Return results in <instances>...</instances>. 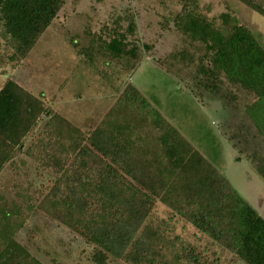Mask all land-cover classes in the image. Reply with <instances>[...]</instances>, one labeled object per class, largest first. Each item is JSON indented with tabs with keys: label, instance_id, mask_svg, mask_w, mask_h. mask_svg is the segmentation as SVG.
<instances>
[{
	"label": "trees",
	"instance_id": "trees-1",
	"mask_svg": "<svg viewBox=\"0 0 264 264\" xmlns=\"http://www.w3.org/2000/svg\"><path fill=\"white\" fill-rule=\"evenodd\" d=\"M177 1L181 9L172 19L189 43L176 57L197 62L208 89L216 91L225 76L254 93L245 111L264 137V44L230 12H222L216 23L201 11L199 0ZM243 1L264 15V6ZM66 2L0 0V21L14 48L11 59L29 54ZM134 28L130 23L114 29L108 40L99 37L110 56L107 66L113 59L133 71L143 60L141 48L151 46L129 39ZM195 44L196 49L189 47ZM87 48L77 50L94 63ZM113 88L117 97L101 119L95 123L91 117L82 125L11 77L0 87V172L24 149L39 119L48 118L25 153L56 176L38 203L29 199L27 209L38 208L80 234L94 264H109L111 258L154 264L143 229L158 202L169 209L171 228L190 224L197 244L203 238L225 248L226 264H264V215L137 86L128 81ZM23 213L0 191V264H45L18 239ZM202 256L189 250L184 258L199 264Z\"/></svg>",
	"mask_w": 264,
	"mask_h": 264
},
{
	"label": "rangeland",
	"instance_id": "rangeland-1",
	"mask_svg": "<svg viewBox=\"0 0 264 264\" xmlns=\"http://www.w3.org/2000/svg\"><path fill=\"white\" fill-rule=\"evenodd\" d=\"M254 1L264 6V0ZM199 4L201 11L216 23L222 12H230L264 44V15L252 5L243 0H199ZM180 9L177 0H67L58 17L21 60L11 59L14 48L0 21V87L11 77L33 93H43L57 111L84 125L90 114L97 123L117 97L113 87L122 88L129 81L264 215V137L245 111L255 95L225 76L217 81L216 91L208 89L203 85L206 79L198 77V63L176 57L189 43L172 19ZM130 23L135 28L129 39L151 47L141 48L143 60L133 71L113 59L107 66L110 56L101 39L108 40L114 29L125 30ZM87 47L93 51L94 63L77 50ZM189 47L196 49L197 45ZM47 119H39L25 138L24 149L0 172V191L23 209L24 223L18 239L45 264H94L91 246L80 234L38 208L27 209L29 199L38 203L56 176L25 153V148L43 131ZM169 217V209L158 202L143 229L153 247L154 264H196L184 258L189 250L203 253L199 264L227 263L225 248H216L203 238L197 244L193 226L186 224L182 228L183 223H178L173 229V218ZM139 262L109 260V264Z\"/></svg>",
	"mask_w": 264,
	"mask_h": 264
},
{
	"label": "crops",
	"instance_id": "crops-1",
	"mask_svg": "<svg viewBox=\"0 0 264 264\" xmlns=\"http://www.w3.org/2000/svg\"><path fill=\"white\" fill-rule=\"evenodd\" d=\"M91 113H92V112H91ZM91 116H94V115L90 114L86 120L91 119ZM237 264H243V263L240 262V263H237Z\"/></svg>",
	"mask_w": 264,
	"mask_h": 264
}]
</instances>
